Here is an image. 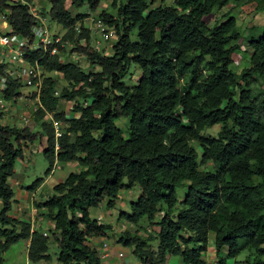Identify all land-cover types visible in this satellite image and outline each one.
I'll return each instance as SVG.
<instances>
[{
  "label": "trees",
  "instance_id": "obj_1",
  "mask_svg": "<svg viewBox=\"0 0 264 264\" xmlns=\"http://www.w3.org/2000/svg\"><path fill=\"white\" fill-rule=\"evenodd\" d=\"M32 1L0 0L9 34L33 40L31 29L44 15H32ZM46 1L47 17L64 29L58 52L72 43L71 51L91 68L48 48H25V62L60 74L68 87L54 95L55 79L40 80L33 113L38 131L0 123V264L3 252L23 239L32 262L48 258L51 239L60 264H100L88 240L103 237L110 225L91 218L87 208L102 200L112 208L119 192L134 185L139 194L119 216L130 225L145 218L157 229L150 239L124 232L119 241L143 264H169L170 257L179 264H212L202 259L210 233L215 264L243 251V259L231 264H264V32L244 38L247 65L235 73L229 69L241 45L235 18L226 11L211 26L203 21L214 8L250 2L262 9L264 0ZM66 1L73 8L85 3L90 11L109 2L111 11L99 16L114 31L110 54L89 45V31L81 25L86 14H71ZM131 66L140 73L128 84ZM7 67L0 62V97L12 101L21 84ZM60 101L70 102L74 115L58 109ZM120 118H128L124 127L117 124ZM214 125V136L203 132ZM42 138L45 174L54 162L79 165L37 204L52 223L46 236L8 215L14 201L9 179L14 161L22 158L21 143ZM208 164L209 170L201 168ZM179 186H185L181 199L175 194Z\"/></svg>",
  "mask_w": 264,
  "mask_h": 264
},
{
  "label": "rangeland",
  "instance_id": "obj_2",
  "mask_svg": "<svg viewBox=\"0 0 264 264\" xmlns=\"http://www.w3.org/2000/svg\"><path fill=\"white\" fill-rule=\"evenodd\" d=\"M170 1L171 0H165L164 3H170ZM157 4L158 2H155L151 5V7ZM48 7L49 3L46 0H33L30 5V10H32L33 14L35 13L36 15H40L41 13H43L44 19L42 17L40 18L46 28L50 31V33L57 35V37H61L64 29L59 24L51 21L47 17L46 12L48 10ZM65 7L71 14H86V16L82 19L81 25L87 28L89 31V45L100 53L110 54L111 41H109L108 39L100 40L95 27L101 19V17L99 16L100 11H111L109 2L101 1L95 11H90L85 3L80 8H73L69 5V2L66 1ZM229 7H232V3L219 9H212V11L208 15L203 16V21L208 26H211L215 22L217 23L218 20H221L224 12L226 11H229L230 14L235 18L236 28L241 34V45L240 50L236 51L232 55V62L229 65V69H231L235 73H238L243 67L247 65L248 53L247 48H245V45L243 44L244 38L248 35L257 36L260 33L264 32V8L256 9L254 8V3L252 4L250 2L241 6H235L232 10H230ZM0 29H3L2 26H0ZM3 30L8 31L9 28L6 26ZM72 47L73 44L68 43L63 47V53L61 52L58 54L57 52V54L62 58L66 57L67 60L71 62L74 59V56L78 57V55H74V52L71 51ZM0 59H2V62L6 61V58L4 56H1ZM75 63H77L83 69L91 68L85 58H81ZM93 69L95 68L93 67ZM139 73L140 70L136 66H131L126 79L127 83H135ZM39 75L41 76L40 79L45 76H51L52 78H54L56 81L55 89L57 92H59L62 87H68L67 82L61 77L60 74L56 72H44L42 71V69H39ZM38 88V85H34L32 87L21 85L19 89L20 95L15 100L6 101L2 98L3 102L0 103V123L3 125H11L15 127H28L32 131H38L39 124L35 122L33 118V113L38 108L37 98L34 96L37 93ZM70 105L71 103L68 101H60L58 109L63 110L69 117L74 115L69 111ZM127 120L128 118H120L119 120H117V124L121 127H124L125 124H127ZM32 122L36 124L32 125ZM218 128L219 125H214L210 128H205L203 132L205 134L214 136ZM43 145V138L40 140H35L32 143H21L23 151L22 158L16 159L14 164L15 174L9 179V183L11 184L14 192L21 190L22 195L27 197L24 191L27 190L31 192L33 189L30 190L26 187L31 185L32 182L36 179L40 178V183L43 184L39 187L38 191L34 192V196L35 198L42 201H44L50 195L52 185H54L58 181H61L69 172L75 171L79 168V165H77L76 162H74L73 164H60L59 162H54V166L47 174H45L48 163L41 153ZM209 165L210 164L202 165L201 168L209 170ZM184 193L185 186H179L175 189V194L178 199H181ZM138 194L139 188L137 185H134L130 189L122 190L119 192L118 198L115 200V204L112 208L106 207L105 200H102L101 203L97 206L87 208L88 215L91 218L98 219L101 223L110 225V229L107 230L106 234L103 237L90 238L88 240V244L91 245V247L95 248L96 251H98L100 254L101 252L98 248L99 243L105 242L108 245L109 255L105 259H100V264H107L108 262H111L110 264H143L139 260L138 256L133 254L130 247L123 245L122 242L119 241L120 236L124 232H128L129 234L137 235L138 237L145 239L151 237L157 229L155 224L148 222L145 218H141L135 225H130L125 219L119 216L120 211H129V203L131 201H135ZM30 200L31 198L25 200L24 203L26 204V207L32 206L30 205ZM39 203H33V207L38 208L37 204ZM159 215L160 214H157L154 220H157ZM27 223L29 224V222ZM212 239L213 235L212 233H210L208 235L207 248L205 252L202 253V259H204L208 263L215 264ZM147 243L150 245V247H154L156 245L153 239L148 240ZM47 245L48 248L46 254L48 255V258L46 262L48 264H60L56 258L57 248L55 243L51 239H49ZM11 247L12 248L8 250L7 254H5L6 264H12L13 262L12 258L8 257V255H10L11 253H15V249L17 246L13 245ZM22 251H24V249ZM117 251H122L124 254V258H118L115 255ZM223 253L224 252L222 251L221 255H223ZM245 254L246 251L240 252L234 259L242 260ZM234 259H227L225 264H231ZM39 264H41V262H39Z\"/></svg>",
  "mask_w": 264,
  "mask_h": 264
},
{
  "label": "built area",
  "instance_id": "obj_3",
  "mask_svg": "<svg viewBox=\"0 0 264 264\" xmlns=\"http://www.w3.org/2000/svg\"><path fill=\"white\" fill-rule=\"evenodd\" d=\"M32 15L36 16V14L30 10ZM44 19V18H43ZM0 23L2 28L6 27L5 22V15H0ZM3 23V25H2ZM96 31L98 33V37L101 40H109L111 41L114 36V31L111 28L105 26L101 21L96 24ZM0 29V57L4 56L6 58L5 63L7 64V75L13 76L17 79V81L23 85L32 87L34 85H40V78L39 69H41L37 65H31L24 61V53L25 48L29 47V49H38L41 48H48L49 53L51 55L57 54L58 50L56 49V45L60 42V37L50 33V31L46 28L43 21L40 18V24L37 26L32 27L31 32L33 34V40L29 41L26 38L18 37L14 34H9L7 30ZM76 33H79V29L77 27L74 28ZM59 53V52H58ZM75 55V54H74ZM2 59H0V62ZM72 60V59H71ZM70 60V61H71ZM79 57H75L71 61L73 63L77 62ZM4 86V78H0V88ZM54 95H57V91L53 92ZM3 100L0 98V103ZM55 127V135H59L58 131V123L53 122ZM42 235L46 236L47 232L43 231ZM101 254L97 251V255L99 259H105L108 257V245L105 242H100L98 245ZM118 258H124V254L122 251H117L115 254Z\"/></svg>",
  "mask_w": 264,
  "mask_h": 264
},
{
  "label": "crops",
  "instance_id": "obj_4",
  "mask_svg": "<svg viewBox=\"0 0 264 264\" xmlns=\"http://www.w3.org/2000/svg\"><path fill=\"white\" fill-rule=\"evenodd\" d=\"M16 161V160H15ZM14 161V164H15ZM74 162H70L69 164H73ZM14 164H13V174L12 176H14L15 171H14ZM12 183V182H11ZM20 184V183H19ZM43 183H40L38 186H36L31 192L25 190L24 193L27 195V197L22 195V191L18 190L14 192V201L11 204V209L8 211V215L19 219V220H23L26 222H29V227L30 230H41V231H47V229L49 227L52 226L51 220L48 219L46 216H44V209L43 208H35L33 207V203H39L42 200H39L37 198H35L34 196V192L38 191L39 187L42 185ZM14 191V190H13ZM42 194V193H41ZM43 195V194H42ZM30 205H32L31 207H26V204L24 203L25 200L30 199ZM38 200V201H37ZM17 246L15 249V253H11L10 255H8V257H11L13 262L12 264H39V262H41V264H48L47 258L46 259H40L36 262H32L27 258V247H28V240L27 239H23L20 240L12 245H10L2 254V258H3V263L2 264H6L5 263V254H7L8 250L10 248H12L11 246ZM24 251H22L23 249ZM22 249V250H21ZM15 255V257H14ZM179 259L175 258V257H170L168 259L169 264H174L177 263L179 264ZM111 261V260H110ZM111 262H108L107 264H110Z\"/></svg>",
  "mask_w": 264,
  "mask_h": 264
},
{
  "label": "clouds",
  "instance_id": "obj_5",
  "mask_svg": "<svg viewBox=\"0 0 264 264\" xmlns=\"http://www.w3.org/2000/svg\"><path fill=\"white\" fill-rule=\"evenodd\" d=\"M38 90H39V88H38ZM37 93H38V91H37ZM37 93H36V94H37ZM36 94H35V97L37 98ZM48 117H50V115H48ZM52 123H53V122H52ZM53 126H54V125H53ZM59 134H60V132H59Z\"/></svg>",
  "mask_w": 264,
  "mask_h": 264
}]
</instances>
